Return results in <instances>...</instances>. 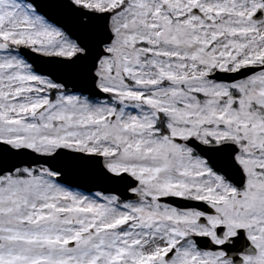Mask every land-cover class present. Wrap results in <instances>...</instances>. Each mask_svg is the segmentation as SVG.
<instances>
[{"label":"snow or ice","instance_id":"1","mask_svg":"<svg viewBox=\"0 0 264 264\" xmlns=\"http://www.w3.org/2000/svg\"><path fill=\"white\" fill-rule=\"evenodd\" d=\"M0 264H264V0H0Z\"/></svg>","mask_w":264,"mask_h":264}]
</instances>
